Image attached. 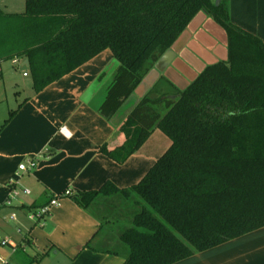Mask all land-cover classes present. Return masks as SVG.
Returning <instances> with one entry per match:
<instances>
[{
  "label": "trees",
  "instance_id": "1",
  "mask_svg": "<svg viewBox=\"0 0 264 264\" xmlns=\"http://www.w3.org/2000/svg\"><path fill=\"white\" fill-rule=\"evenodd\" d=\"M205 12L228 36V60L208 66L176 97L145 98L124 122L126 160L155 129L172 141L130 189L139 210L121 240L124 264H173L264 227V43L212 0H26L0 11V61L29 62L37 92L105 50L120 68L100 112L113 116L191 21ZM165 102V111L155 106Z\"/></svg>",
  "mask_w": 264,
  "mask_h": 264
},
{
  "label": "crops",
  "instance_id": "2",
  "mask_svg": "<svg viewBox=\"0 0 264 264\" xmlns=\"http://www.w3.org/2000/svg\"><path fill=\"white\" fill-rule=\"evenodd\" d=\"M212 1L223 2L230 21L264 43V0ZM25 7L26 0H0L4 13L20 14ZM186 30L173 63L165 72L154 65L111 117L99 110L120 68L111 50L39 92L28 60L8 59L17 72L25 68L23 76L30 78L32 89L30 96L16 99L17 108L0 126V234L15 245L0 247V255L11 264L125 263L129 248L121 235L139 210L138 197L110 190L99 193L88 207L78 198L82 193L98 192L106 184L119 190L138 184L172 141L157 128L126 160H121L120 153L109 156L106 151L114 153L128 139V129L122 130L124 122L145 98L176 97L208 66L228 60L227 33L212 17L200 12ZM155 107L163 113L165 102ZM32 160L34 167L19 170L22 163L28 165ZM12 180L19 190L27 188L31 194L21 192L7 206ZM67 190L71 194L64 196ZM55 196L61 197L60 205L53 208L44 227L28 220L30 210ZM14 211L18 221L10 218ZM173 264H264V227Z\"/></svg>",
  "mask_w": 264,
  "mask_h": 264
},
{
  "label": "rangeland",
  "instance_id": "3",
  "mask_svg": "<svg viewBox=\"0 0 264 264\" xmlns=\"http://www.w3.org/2000/svg\"><path fill=\"white\" fill-rule=\"evenodd\" d=\"M11 61H3L2 65H0L1 70H3L2 74L0 72V126L17 108L16 99L30 96L32 92L30 78H24L23 76L25 68L21 67L20 71L17 72L13 68ZM7 71H10L11 75L7 74Z\"/></svg>",
  "mask_w": 264,
  "mask_h": 264
},
{
  "label": "built area",
  "instance_id": "4",
  "mask_svg": "<svg viewBox=\"0 0 264 264\" xmlns=\"http://www.w3.org/2000/svg\"><path fill=\"white\" fill-rule=\"evenodd\" d=\"M18 62H19L18 59H14V63H18ZM24 75L27 76L28 73H24ZM35 165H36V162L34 160L30 161L28 165L25 163H22L19 166V170L22 172L27 171L28 168L34 167ZM17 184L18 183L16 180H12L9 183V195L6 201L7 206H12L13 201L18 198L21 192L24 194H31V191L27 188H23L22 190H19V188L17 187ZM70 194H71V191L67 190L65 191L64 196H69ZM60 199H61L60 196H55L47 204L37 209L30 210L27 214L28 220H30L33 224H35V226L44 227L47 223L48 218L52 214L53 208L58 207L60 205ZM10 218L12 220L18 221L17 212L15 211L12 212L10 214ZM10 245L15 246L14 243L8 237H5L2 234H0V247L5 248ZM0 264H11V263L8 258H6L3 255H0Z\"/></svg>",
  "mask_w": 264,
  "mask_h": 264
},
{
  "label": "water",
  "instance_id": "5",
  "mask_svg": "<svg viewBox=\"0 0 264 264\" xmlns=\"http://www.w3.org/2000/svg\"><path fill=\"white\" fill-rule=\"evenodd\" d=\"M187 33V30H185L182 35L177 39V41L173 44V46L162 55V57L155 64L156 70H158L159 72H165L166 69L173 63L177 56L179 47L183 44Z\"/></svg>",
  "mask_w": 264,
  "mask_h": 264
}]
</instances>
